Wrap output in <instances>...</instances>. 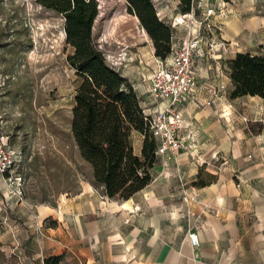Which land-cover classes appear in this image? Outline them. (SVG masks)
Instances as JSON below:
<instances>
[{
  "label": "crops",
  "instance_id": "1",
  "mask_svg": "<svg viewBox=\"0 0 264 264\" xmlns=\"http://www.w3.org/2000/svg\"><path fill=\"white\" fill-rule=\"evenodd\" d=\"M221 1L199 0L195 6ZM223 11L216 39L224 49L216 53L202 44L193 73L211 84L223 83L224 98L206 105L210 94L204 90L177 105L185 131L192 134L190 153L157 155L149 182L120 201L91 191L89 183L55 204L34 206L0 188L2 208H9L11 217L13 210L20 211L16 219L25 225L16 238H0L1 264H43L50 255H61L59 264H264V99L229 98L226 69L235 54L264 56V4L227 0ZM184 31L172 29V43L185 39ZM120 75L132 85L145 114L163 106L147 92L149 75L134 74L127 65ZM138 135L135 154L142 140ZM198 171L204 180L207 174L214 178L192 185ZM47 217L56 224L42 226ZM189 231L197 235L195 247L188 243Z\"/></svg>",
  "mask_w": 264,
  "mask_h": 264
},
{
  "label": "rangeland",
  "instance_id": "2",
  "mask_svg": "<svg viewBox=\"0 0 264 264\" xmlns=\"http://www.w3.org/2000/svg\"><path fill=\"white\" fill-rule=\"evenodd\" d=\"M198 1L192 0L193 5ZM257 1L264 4V0ZM94 2L93 45L119 74L127 65L146 78L162 60L153 56L152 43L137 17L158 13V19L169 27L179 13L178 0ZM71 52L61 15L35 0H0V133L21 154L17 168L23 178L20 201L32 206L55 204L86 183L99 193L91 185L89 166L79 157L70 134L73 94L80 81L65 61ZM138 138V132L131 133L135 147ZM4 193L0 191V199ZM8 209L0 203V238H16L25 229L16 219L21 212L11 209V217ZM55 224V219L47 217L41 225Z\"/></svg>",
  "mask_w": 264,
  "mask_h": 264
},
{
  "label": "trees",
  "instance_id": "3",
  "mask_svg": "<svg viewBox=\"0 0 264 264\" xmlns=\"http://www.w3.org/2000/svg\"><path fill=\"white\" fill-rule=\"evenodd\" d=\"M40 7L63 17L65 43L72 52L65 61L79 83L73 94L70 134L79 157L89 166L90 182L109 199L125 200L150 180L156 142L147 130L139 98L126 77L107 65L92 43L91 28L97 15L94 0H35ZM192 0H178L180 14ZM150 39L153 56L164 60L172 30L156 14L137 17ZM231 88L229 98L254 95L264 99V56L235 54L226 61ZM142 136L139 154L132 150L131 133ZM200 177L192 185L203 186L214 177ZM61 255L43 258V264H59Z\"/></svg>",
  "mask_w": 264,
  "mask_h": 264
},
{
  "label": "built area",
  "instance_id": "4",
  "mask_svg": "<svg viewBox=\"0 0 264 264\" xmlns=\"http://www.w3.org/2000/svg\"><path fill=\"white\" fill-rule=\"evenodd\" d=\"M226 1L208 7L191 5L187 13L178 14L169 24L171 30L177 27L184 28L187 37L172 43L175 38L171 34L168 55L147 78L149 81L147 92L153 99L164 103L152 113H144L147 130L156 142L154 150L156 156L176 155L187 151L190 153L192 134L185 131V124L177 109L184 96H193L207 90L210 97L205 100L206 105L214 99L224 98L226 92L224 84L216 82L211 84L206 79L194 77L193 65L195 58L203 54L202 44L216 53L224 49V44L216 39L220 27L216 20L223 17ZM156 16L158 17L157 14ZM211 59L217 61L219 56ZM20 160L19 150L9 146L0 133V181L4 184L6 195L18 200L21 199L23 185V178L17 170ZM187 240L191 247L198 244L194 231L187 233Z\"/></svg>",
  "mask_w": 264,
  "mask_h": 264
}]
</instances>
